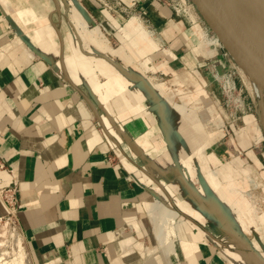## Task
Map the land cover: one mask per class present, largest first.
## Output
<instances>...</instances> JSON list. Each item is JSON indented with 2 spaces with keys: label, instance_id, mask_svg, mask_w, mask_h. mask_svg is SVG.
Masks as SVG:
<instances>
[{
  "label": "crops",
  "instance_id": "crops-1",
  "mask_svg": "<svg viewBox=\"0 0 264 264\" xmlns=\"http://www.w3.org/2000/svg\"><path fill=\"white\" fill-rule=\"evenodd\" d=\"M76 1L0 0V189L18 188L31 260L264 264L260 112L230 122L210 80L230 55L197 12L191 26L159 0Z\"/></svg>",
  "mask_w": 264,
  "mask_h": 264
},
{
  "label": "water",
  "instance_id": "water-1",
  "mask_svg": "<svg viewBox=\"0 0 264 264\" xmlns=\"http://www.w3.org/2000/svg\"><path fill=\"white\" fill-rule=\"evenodd\" d=\"M57 9L59 0H55ZM198 10L200 21L230 55L240 73H245L262 86L264 97V51L242 30L237 1L235 0H190ZM77 87V86H76ZM98 114L91 99L79 88ZM264 127V104H259ZM99 116V115H98Z\"/></svg>",
  "mask_w": 264,
  "mask_h": 264
},
{
  "label": "rangeland",
  "instance_id": "rangeland-1",
  "mask_svg": "<svg viewBox=\"0 0 264 264\" xmlns=\"http://www.w3.org/2000/svg\"><path fill=\"white\" fill-rule=\"evenodd\" d=\"M100 1V0H99ZM159 1H161L162 3H164L165 5H168V6H170L173 10H174V12H175V14H177V16H179V17H184V18H188L189 20H191L190 19V13L192 12V15H194L195 14V12H196V10L194 9V7H192V9H191V7H190V12L188 13V8H186L184 5H183V2H185L186 0H159ZM67 2V3H66ZM72 2V3H71ZM79 2V1H78ZM101 3H102V6H103V11H104V9H108V10H110L109 9V7H114V5L115 4H117V6H118V8H121L122 6H123V4H122V1L121 0H102V1H100ZM113 3H115V4H113ZM187 5H188V7H189V5H192V2L190 1V0H187ZM71 6H73L72 8V10L74 11V13H76L77 15L79 14V13H81L80 12V10L79 11H77L76 10V0H71L70 2L69 1H67V0H63V9L64 10H66L67 12H69L68 11V9H70L71 8ZM127 12H129V11H127ZM197 12H198V10H197ZM71 14V13H70ZM127 17H130V16H133V15H138L143 21H144V23H145V25L148 27L149 25H151V23L149 22V19H147V17L141 12V11H139V9L137 10V8L136 9H133L132 10V12H129V13H127ZM198 20H199V15H198ZM200 21V20H199ZM191 23H192V20H191ZM200 23H202L201 21H200ZM193 25V23L191 24V26ZM202 25H203V23H202ZM204 26V25H203ZM199 27L200 28H205L206 29V27H202L201 25H199ZM149 28V27H148ZM207 30V29H206ZM200 32H201V29H200ZM206 32H208V31H206ZM208 36L210 37V40L211 41H213L214 42V44L215 45H217V46H221V44H220V42L215 38V37H212L211 36V33L210 32H208ZM201 35H202V32H201ZM202 39H203V42H204V44H207L206 43V39L203 37V35H202ZM145 60L147 61V62H151V59H149V60H147L146 58H145ZM209 65H213V64H209ZM150 66H151V64H149L148 63V71L149 70H151V71H153L151 68H150ZM149 75H154L152 72H150L149 71ZM251 77L249 78V76H247L245 73H241V77H238V79H237V81H238V83L240 84V85H242L243 86V88H244V93H245V96H246V103H247V110H245V112H239V114H238V118H234L232 115H231V108L230 107H228L226 104H225V97H224V95L222 94V92H221V90H220V88H218V95H219V97L221 98V103H222V105L224 106V108H225V110H226V112H227V114H228V116H229V121L230 122H237L239 125H243V122H242V120H243V117H244V115H245V117L247 116V115H253V114H251V113H249V112H252V110H253V112H255L256 113V115H257V113L258 112H256L257 111V109H259V104H261L262 103V101L260 100V98L262 97V98H264L262 95L259 97V95H257V94H255L254 93V90H253V86H252V82H251ZM210 80H212L213 81V77H212V75L210 74ZM214 82V81H213ZM218 87H219V85H218ZM263 90V89H262ZM263 92V91H262ZM250 106H251V109H249L250 108ZM249 109V110H248ZM256 110V111H255ZM255 117V118H254ZM254 121L256 122V124L254 125V124H251L252 125V128H253V130H254V132L253 131H249L248 130V128H247V131H248V133L249 134H251L253 137H254V140H256V141H260V140H263L262 141V143H260L259 145H255L256 146V149H257V151H259V152H262V151H264V127H263V124H262V120H261V116H260V114L258 113V115H257V117L254 115ZM259 119V120H258ZM255 126V127H254ZM257 126H258V128H257ZM257 128V129H256ZM227 131V135H226V141H228L227 139H230V131H229V129H227L226 130ZM257 131V137H256V134H255V132ZM260 170V169H259ZM259 173L257 172V175H256V173L255 172H252V174H250V176H261L260 174L258 175ZM250 184L251 185H253V182H252V180H250ZM255 190H257V189H255ZM1 193V192H0ZM3 195L1 194V200L2 201H4V199H2L3 197H2ZM255 201H257L256 203H255V206H257V207H261L262 209L264 208V202H263V198L260 196V197H258V198H253ZM229 200V199H228ZM4 203V202H3ZM258 210V209H257ZM9 212H7L6 214H8ZM257 213H261L260 211H258ZM5 213L3 212V214L2 215H4ZM5 214V215H6ZM6 222V221H5ZM11 221H9V223H10ZM12 226H11V230H9L11 233H13V232H17L18 230H16V227H14V223L13 222H11L10 223ZM3 224H1L0 226H2ZM14 228H15V230H14ZM1 229V228H0ZM20 233V232H19ZM1 235V239L4 237V236H6V235H2V233H0ZM9 235H10V233H9ZM23 235V234H22ZM15 236H13V239H15L14 238ZM13 239L12 238H9L8 239V241H6V243H5V241H4V243L1 245L0 244V254H1V252H2V249L4 250V252H6V254H7V250H8V254H7V256L9 257H13L11 254L12 253H14V251L12 250V246L15 244H13L12 242H13ZM1 241V240H0ZM11 241V242H10ZM0 243H2V242H0ZM22 244H23V246H25V242L23 241L22 242ZM16 245H14L13 247H15ZM26 247V246H25ZM18 248V247H17ZM6 250V251H5ZM11 261V260H10Z\"/></svg>",
  "mask_w": 264,
  "mask_h": 264
},
{
  "label": "bare ground",
  "instance_id": "bare-ground-1",
  "mask_svg": "<svg viewBox=\"0 0 264 264\" xmlns=\"http://www.w3.org/2000/svg\"><path fill=\"white\" fill-rule=\"evenodd\" d=\"M235 1H237L240 23H241V27H242L243 32L245 33V35L251 37V39L255 42V44H257L259 47H261V49H263V51H264V0H235ZM183 3L187 4V0ZM76 5H77L76 10L78 11L79 2L76 1ZM190 7L192 9L193 5H189V7L187 6L189 12H190ZM189 15H192V12ZM135 23H136V26L142 32L146 33L148 36H154L153 31L147 29L141 20L135 19ZM200 29H201L203 37L206 39V43L214 46L215 44L213 41L210 40V37L208 36L209 34H208V32H206L207 30L205 28H200ZM122 33H123V31H122ZM251 82H252L254 93L259 95V97H260L262 95V89H263L262 86L259 85L253 79H251ZM260 100L262 101L261 104H264V98L261 97ZM0 192H1L0 193V198H1V194H2L1 189H0ZM230 192L231 193H228L227 198L224 197V199H223L224 203L228 204L227 199H229V195L233 196L232 200H234L235 194H237V192L234 188L231 189ZM2 197H3L2 199H4V196H2ZM0 202L2 203V208L4 210L3 212L5 214L7 212H9L8 214H6V215L4 214L1 216H8L10 213L13 212V209H11L9 206H7L5 200L2 201L0 199ZM232 203H233V201L231 202V204ZM10 219L11 218H8L6 220V222L3 221L0 223V225L3 224L2 226H0V228H1L0 233H2V235L3 234L6 235L2 239L0 236V240H1L0 242H2L0 244L2 245L6 239H7L6 241H8L9 238L13 239V236H15L14 237L15 239H13L12 243L13 244L15 243L14 245H16V246L15 247H13L14 245L12 246V250L14 251V253H12L11 255L13 257L7 256V254L10 251L8 252V250H7V254H6V252H4V250L2 249V252L0 254V264H34V262L31 260L30 254H28L26 251V247L23 246V244H22V242L24 241V236L22 235V233L21 232L19 233V231H17V232L15 231V232L11 233L9 231V230H11V226H12L10 223L14 222L13 219H12V221ZM9 221H11V222L9 223ZM14 230H15V228H14ZM9 233H10V235H9ZM6 241H5V243H6Z\"/></svg>",
  "mask_w": 264,
  "mask_h": 264
},
{
  "label": "built area",
  "instance_id": "built-area-1",
  "mask_svg": "<svg viewBox=\"0 0 264 264\" xmlns=\"http://www.w3.org/2000/svg\"><path fill=\"white\" fill-rule=\"evenodd\" d=\"M183 5L186 8L188 6L186 3H183ZM209 71L213 77V80L219 85V88L225 97V104L231 108V115L234 118H238L239 112H245V110H247L244 88L237 81L238 77H241L240 71L236 66H233L229 69H221L216 65H211V67H209ZM6 168L7 166L5 162L0 157V170H4ZM1 191L7 206L13 209V212L8 216H0V223L6 221L8 218H11V221L12 219L14 220V227H16V229L22 233L21 224L18 217V188L16 186H9L2 188Z\"/></svg>",
  "mask_w": 264,
  "mask_h": 264
}]
</instances>
